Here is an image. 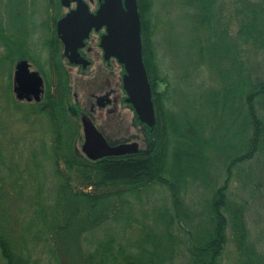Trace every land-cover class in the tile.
<instances>
[{
	"label": "trees",
	"instance_id": "trees-1",
	"mask_svg": "<svg viewBox=\"0 0 264 264\" xmlns=\"http://www.w3.org/2000/svg\"><path fill=\"white\" fill-rule=\"evenodd\" d=\"M137 1L156 117L153 128L138 122L148 131L149 143L133 155L98 161L80 156L65 72L57 69L54 85L52 69L44 71L45 101L30 106L24 117L46 118L54 139L29 161L31 213L19 231L0 220V253L6 264H66L60 254L69 256L70 264H220L229 243L236 264H264V230L252 234L250 202L232 189L256 168L264 172V74L247 66L251 52L264 55V1L237 0L244 6L237 9L242 18L231 37L222 21L224 0H183L188 32L198 47L195 67L213 74L218 85H192L187 105L179 110L170 106L179 91L162 74L156 55L154 2ZM12 42L14 47L0 24V49L5 52L0 69L22 53L20 41ZM10 77L7 68L4 78ZM159 84L165 85L163 92ZM4 96L8 109L18 111L21 103L12 96V83ZM219 118L226 133L217 132ZM215 158L220 164L216 174ZM13 167L11 175L17 172ZM23 173L9 180L0 174V200L4 183L15 193L23 190ZM190 187L203 193L199 213L185 208ZM153 191H165L168 198L154 209L150 224L140 222L132 230L131 199L139 203ZM259 193L260 187L255 196ZM202 215L208 230L186 246L177 231L180 223L187 219L195 224Z\"/></svg>",
	"mask_w": 264,
	"mask_h": 264
},
{
	"label": "rangeland",
	"instance_id": "rangeland-1",
	"mask_svg": "<svg viewBox=\"0 0 264 264\" xmlns=\"http://www.w3.org/2000/svg\"><path fill=\"white\" fill-rule=\"evenodd\" d=\"M153 2L154 6L152 11L155 24L154 43L156 55L162 74L165 75L169 83L179 91L170 102L171 108L179 110L187 105L188 89L192 85L198 87L199 84L203 83L208 89H212L218 85V78L205 70H203L204 73H199L195 67L198 47L194 46L192 36L188 32L191 26L185 17L187 9L183 6V0H153ZM223 3L222 21L229 28L230 36L233 37L238 30V23L242 18L237 11L241 9L244 4L238 3L237 0H224ZM25 4V0H0V24L4 27L8 37H10V35L15 37L18 34V26L12 22L16 21L14 20L16 15L17 18L24 17L25 12H19L26 9ZM39 6H41V3ZM39 8L41 9V7ZM19 39L20 38L16 36L10 39V41H20ZM4 54V50L0 49V59ZM20 59L21 55H17L10 63H7V66L0 69V174L4 175V177L9 180L12 177L19 176V173H23L22 171L25 172L23 175L20 174L23 178L25 177L23 182L25 187L19 193H15L8 183L1 185L2 199L0 200V215L2 217L0 216V220L1 222L3 221V226L13 229L14 231H19L21 221L31 213V196H29V191L31 190V188H29V181L31 178L28 173L30 171L29 161L35 151L42 150L43 144L48 147L51 146L54 139V135L46 118L34 117L29 119V117H24V114L30 110L29 108H34L36 103L28 104L26 101L20 102L19 110L14 113L8 109L7 99L4 94L7 91V86H10L13 82L15 63ZM247 66L263 75L264 55L257 51L251 52L248 55ZM7 68L11 71L9 81L8 78H4ZM158 90L159 92H163L165 90V85L159 84ZM73 91L74 90L71 89L68 102L71 105L70 107H72L69 117L77 125L79 133V139L75 142V150L80 156H86L83 152L84 133L81 119L86 111L83 106L76 104ZM12 96L16 100L13 90ZM44 101L45 98L42 99L40 104H43ZM123 113L125 126L116 140L118 142L123 141L124 143H137L139 150L146 149V144L149 143L148 131L138 122L137 116L131 106H123ZM220 119L221 118L218 120L219 128L217 132L218 134H223L226 133V131H223V127L221 126L222 120L220 121ZM13 165L17 166V168H15L17 172L11 175V170L14 168ZM219 165V161L215 158L213 160L214 174L217 173L220 167ZM256 170V172H251L248 176H244L241 181H235L233 184L234 186H232L233 191L240 199L250 202L248 225L253 235L258 233L260 229L264 230V187L260 184L261 182L264 184V172L258 168H256ZM260 177L263 180H261ZM258 187H260V193L255 196ZM252 190L254 191L253 197ZM165 198H168V194L165 191H153L143 195L142 201L139 203L131 199V202H135V206L133 207L134 221L132 222V230L135 231L139 229L140 222L150 224L152 221V219L149 220L150 215L155 208L162 204ZM202 199V192H198L194 187L189 188L185 194V208L189 214L202 211ZM144 215H147V220H145ZM204 219L202 215L201 219H196L195 224H192L187 219L180 223V229H177V231L180 236L183 237L186 246L192 245L203 231L205 232L208 230L207 225L204 224ZM60 256L66 264H70L68 261L69 256L66 257L64 254H60ZM0 264H6L1 257V253ZM220 264H236L235 252L231 243L227 245L221 257Z\"/></svg>",
	"mask_w": 264,
	"mask_h": 264
},
{
	"label": "flooded vegetation",
	"instance_id": "flooded-vegetation-1",
	"mask_svg": "<svg viewBox=\"0 0 264 264\" xmlns=\"http://www.w3.org/2000/svg\"><path fill=\"white\" fill-rule=\"evenodd\" d=\"M25 3L26 9L19 12H25L24 17L19 18L17 22H12L18 26L16 36L20 38L19 49L22 52L21 59L15 63V69L20 61H27L30 64V70L40 74L44 81L42 95L44 99L48 86L44 71L52 69V84L55 85V72L61 68L65 72L70 91L74 90L76 104L85 108L86 113L81 118L82 124L84 119H89L110 146L123 144V141L118 142L116 138L125 126L123 106L131 105L126 102L123 65L115 58H106L105 51L101 47L102 39L107 33L106 27L90 30L83 45L74 50L78 56L72 57L73 62L70 59L72 52H66V46L58 28L59 22L68 14L75 12L80 4H84L91 15H96L104 0H25ZM40 3L41 6H39ZM15 37L10 35L9 38ZM12 41H10V47H14ZM35 61L39 63L36 64Z\"/></svg>",
	"mask_w": 264,
	"mask_h": 264
},
{
	"label": "water",
	"instance_id": "water-1",
	"mask_svg": "<svg viewBox=\"0 0 264 264\" xmlns=\"http://www.w3.org/2000/svg\"><path fill=\"white\" fill-rule=\"evenodd\" d=\"M82 26L80 28V26ZM106 27L107 33L101 47L106 58H115L125 70L123 77L126 102L131 105L141 124L153 128L156 123L152 89L143 60L141 17L137 0H104L96 15H91L84 4L59 22V33L72 52L70 59L78 55L74 50L83 45L92 28ZM73 57V58H72ZM13 92L19 102H41L44 81L40 74L30 70L27 61H20L14 73ZM85 142L83 152L91 161L110 157L137 154V143L110 146L89 119L83 120Z\"/></svg>",
	"mask_w": 264,
	"mask_h": 264
}]
</instances>
